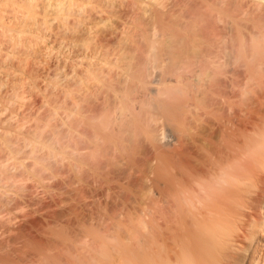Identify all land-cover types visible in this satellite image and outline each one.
Instances as JSON below:
<instances>
[{"label":"clouds","instance_id":"1","mask_svg":"<svg viewBox=\"0 0 264 264\" xmlns=\"http://www.w3.org/2000/svg\"><path fill=\"white\" fill-rule=\"evenodd\" d=\"M157 74L183 147L149 140ZM132 157L115 201L58 186ZM261 190L264 0H0V220L40 227L0 264H240Z\"/></svg>","mask_w":264,"mask_h":264},{"label":"bare ground","instance_id":"2","mask_svg":"<svg viewBox=\"0 0 264 264\" xmlns=\"http://www.w3.org/2000/svg\"><path fill=\"white\" fill-rule=\"evenodd\" d=\"M165 82H173L166 76L154 77L151 80H144L138 78L135 85L138 91V98L144 99L146 103L151 104L152 113L160 110H167L168 105L165 104L164 98L159 97L161 88L159 85ZM173 86V85H170ZM166 87L164 90L169 94L170 92ZM149 135L155 140L151 143L156 146L160 145L162 140L161 128L158 126L157 122L154 120L148 129ZM212 131L207 132V136H211ZM195 138H192V142ZM149 141L143 138L140 141L139 149L137 155H143L147 158L149 153L144 149L145 145ZM178 145L183 147L189 140L186 139L178 140ZM175 147L176 145H172ZM138 170V161L136 157L126 158L118 160L115 163L104 164L100 163L95 167H89L85 169L82 174L85 177H91V180L85 179L83 182H77L75 180H68L62 184H59V188L62 190L64 196L68 198H73L75 201L80 202L85 199H91L96 202L97 198H104L109 190L112 193V199L115 201L117 194L124 189L129 191L139 190V181L136 177V172ZM16 205H13L14 208ZM37 207H39V202H37ZM251 211L246 214L245 222V236L252 238L250 242H244L243 248L248 251L247 257L241 254L238 257L240 264H251V262L258 258L259 251L264 248V215H261V209L264 208V190H261L259 194L255 195L252 199L250 205ZM30 229V230H29ZM0 235H3V239L0 240V248H6L8 243H20L26 244L32 237L33 233L40 232V227L36 225H25L23 229L20 226L9 224L6 220H0ZM9 233H17L16 235H8ZM243 241V237L240 238Z\"/></svg>","mask_w":264,"mask_h":264},{"label":"rangeland","instance_id":"3","mask_svg":"<svg viewBox=\"0 0 264 264\" xmlns=\"http://www.w3.org/2000/svg\"><path fill=\"white\" fill-rule=\"evenodd\" d=\"M160 76L162 77V79L166 77L165 75L157 74V77H160ZM170 85H173V84H171V82H165L159 85L161 88L159 97L164 98L163 100L165 101V104L168 105V109L156 111L153 113L154 120L157 122L158 126L161 128V132L163 136L161 143H163L165 140L176 141V142H178V140H183V141L186 140L184 138H181L177 134V126H176V122H175L174 115H173V101L170 98L169 94L166 93L167 91L164 90L166 87L169 90ZM172 87L173 86H170V90ZM149 140L152 142H155V140L150 135H149ZM260 211H261V215L263 216L264 208L261 209Z\"/></svg>","mask_w":264,"mask_h":264}]
</instances>
